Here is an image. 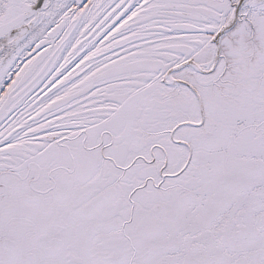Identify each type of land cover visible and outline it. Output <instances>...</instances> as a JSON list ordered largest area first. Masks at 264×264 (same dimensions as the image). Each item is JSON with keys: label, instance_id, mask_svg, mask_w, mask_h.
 I'll list each match as a JSON object with an SVG mask.
<instances>
[{"label": "snow or ice", "instance_id": "6c2138e0", "mask_svg": "<svg viewBox=\"0 0 264 264\" xmlns=\"http://www.w3.org/2000/svg\"><path fill=\"white\" fill-rule=\"evenodd\" d=\"M0 264H264V0H0Z\"/></svg>", "mask_w": 264, "mask_h": 264}]
</instances>
